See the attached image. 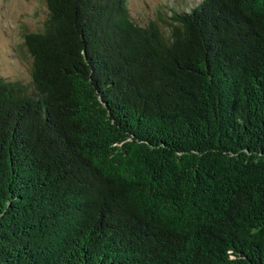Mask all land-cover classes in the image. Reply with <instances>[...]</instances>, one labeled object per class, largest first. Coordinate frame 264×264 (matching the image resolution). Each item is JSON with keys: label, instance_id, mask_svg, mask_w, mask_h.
Returning <instances> with one entry per match:
<instances>
[{"label": "trees", "instance_id": "obj_1", "mask_svg": "<svg viewBox=\"0 0 264 264\" xmlns=\"http://www.w3.org/2000/svg\"><path fill=\"white\" fill-rule=\"evenodd\" d=\"M45 3L0 75V264H264V0Z\"/></svg>", "mask_w": 264, "mask_h": 264}, {"label": "rangeland", "instance_id": "obj_2", "mask_svg": "<svg viewBox=\"0 0 264 264\" xmlns=\"http://www.w3.org/2000/svg\"><path fill=\"white\" fill-rule=\"evenodd\" d=\"M198 1L127 0V8L141 24L159 23V17L168 20L170 8L180 9ZM46 13L45 0H0V75L29 80L31 59L24 46V36L42 28Z\"/></svg>", "mask_w": 264, "mask_h": 264}]
</instances>
